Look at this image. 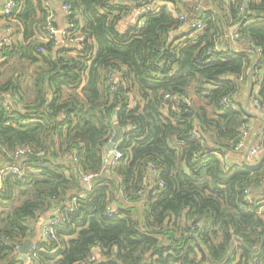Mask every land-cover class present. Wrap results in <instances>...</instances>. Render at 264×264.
Returning a JSON list of instances; mask_svg holds the SVG:
<instances>
[{"label":"trees","instance_id":"trees-1","mask_svg":"<svg viewBox=\"0 0 264 264\" xmlns=\"http://www.w3.org/2000/svg\"><path fill=\"white\" fill-rule=\"evenodd\" d=\"M14 1L1 15L17 30L0 49V173L20 175H0V264H25L18 248L56 217L38 264H264V151L224 163L248 129L240 87L259 86L264 108V0L248 18L243 0H208L200 30L175 0H56L66 37H84L63 45L41 41L49 0ZM115 113L130 131L106 172Z\"/></svg>","mask_w":264,"mask_h":264},{"label":"crops","instance_id":"crops-1","mask_svg":"<svg viewBox=\"0 0 264 264\" xmlns=\"http://www.w3.org/2000/svg\"><path fill=\"white\" fill-rule=\"evenodd\" d=\"M50 1V0H49ZM48 4L49 14L51 20L54 24V27L57 32V39L61 41L63 34L68 28V22L66 21V12L63 11L60 7V4L56 1H50ZM176 8L179 10L178 15L191 16L193 19L187 20L186 25H189L188 21H199V12L208 10L210 4L208 0H175ZM169 10L173 12L174 15H177L174 10L175 7L168 3ZM2 5L0 1V38L8 37L12 33H15L17 27L13 23H6L1 16ZM231 43V46L234 50L240 48L238 41H235L231 38L228 40ZM219 49L225 51V46H218ZM249 85H242L240 90L234 96V102L240 106L241 110L246 113L248 116V137L246 140V147L238 152H233L228 157V164L236 167H243L246 165L254 164L257 159L263 153V149L258 150L257 154L251 155L249 150L252 148H259V139L264 134V108L258 107L256 105L257 98H259V86H255L252 91H250ZM253 92V93H252ZM264 192V189H263ZM259 215L264 218V207L260 209ZM47 220L40 219L39 224L33 231V235L30 241L33 242V245H40L44 242V239L41 234V225ZM39 249V248H38Z\"/></svg>","mask_w":264,"mask_h":264},{"label":"built area","instance_id":"built-area-1","mask_svg":"<svg viewBox=\"0 0 264 264\" xmlns=\"http://www.w3.org/2000/svg\"><path fill=\"white\" fill-rule=\"evenodd\" d=\"M1 1V5H2V10H1V15L3 17H9L12 13H14V11L16 10V3L14 0H0ZM61 9L63 11H67V7H63L61 6ZM149 9H143L140 14H139V18L142 16L143 13H146ZM184 16H181L180 17V20H184ZM50 19V17H49ZM189 22V27L192 28V29H195V30H200L202 29V23L200 21H188ZM137 24L139 27H142L143 25V18L141 19H138L137 20ZM73 28V25L72 24H69L68 25V29H72ZM66 30V31H67ZM66 31L65 33L63 34L62 36V39L61 41L57 39V32H56V29L54 26L51 25V23H49L46 28H45V34L41 37V41L42 42H48V41H51L53 40L56 44H62L65 43V42H72V43H80L81 41H83L84 37L83 36H78L76 38H67L66 37ZM233 39L234 40H238V36L237 35H234L233 36ZM12 41H11V38L10 36L8 37H2L0 38V49L4 48V47H9L11 45ZM259 51V50H258ZM114 76L116 77L117 76V73L114 74ZM115 87L112 86L111 89H114ZM223 103L226 104V105H233V101L230 97H226L223 99ZM257 105V103H256ZM258 106V105H257ZM259 107V106H258ZM247 137H248V129L245 127L242 129L241 133H240V136L237 140V142L235 143V146H234V152H238L240 150H242L243 148L246 147V140H247ZM117 147V146H116ZM116 147L113 149L112 153L114 155V160L113 162L115 161H118L122 155L121 153L116 149ZM261 148H252L249 150V153L251 155L253 154H257L258 150H260ZM21 154H24V151H17L16 152V156L18 155H21ZM106 163H107V158H106ZM224 163H228V156H225L224 157ZM5 171H10L14 174H19L20 175V171L17 169V168H13V167H9V166H6L0 173V175L5 172ZM151 172H154L153 168H151L150 170ZM94 176L93 175H84L81 179V186L87 191L90 189V185H91V182L93 180ZM0 188H1V182H0ZM264 207V204L261 206L260 209H262ZM113 209V206L112 205H109L107 207V212L108 214L111 213V210ZM67 211V210H66ZM64 221V219H58L57 217L56 218H53V219H47L42 225H41V234H42V237L44 239V242L45 241H52L55 239V234H54V227L59 224V223H62ZM39 252V249L36 245H33L32 249L30 250L29 254H28V261H29V264H38V257H37V253Z\"/></svg>","mask_w":264,"mask_h":264},{"label":"water","instance_id":"water-1","mask_svg":"<svg viewBox=\"0 0 264 264\" xmlns=\"http://www.w3.org/2000/svg\"><path fill=\"white\" fill-rule=\"evenodd\" d=\"M50 1H56V0H50ZM118 2H121V0H118ZM248 4H249V0H243L242 12H243V15L245 18H248L251 16V14L248 13V11H247ZM261 15L264 17V14H262L260 12H257L255 14V16H261ZM112 122L114 125V133H113V136H112L109 144L106 147V152H107L106 172H109L110 165L113 163V160H114V155L112 153L113 149L121 141L123 134L130 131V127L122 128L120 125H118L116 113L112 117ZM32 247H33V242L30 240L27 241L26 243L22 244L18 248V255H17L18 260L24 262L25 264H29L28 254H29L30 250L32 249Z\"/></svg>","mask_w":264,"mask_h":264},{"label":"rangeland","instance_id":"rangeland-1","mask_svg":"<svg viewBox=\"0 0 264 264\" xmlns=\"http://www.w3.org/2000/svg\"><path fill=\"white\" fill-rule=\"evenodd\" d=\"M263 205V204H262Z\"/></svg>","mask_w":264,"mask_h":264}]
</instances>
